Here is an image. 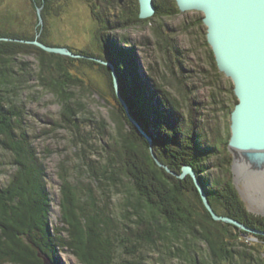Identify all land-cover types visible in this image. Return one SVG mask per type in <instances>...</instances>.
<instances>
[{
  "label": "rangeland",
  "instance_id": "rangeland-1",
  "mask_svg": "<svg viewBox=\"0 0 264 264\" xmlns=\"http://www.w3.org/2000/svg\"><path fill=\"white\" fill-rule=\"evenodd\" d=\"M94 1L53 0L51 6L44 10L43 4L32 0H0V31L18 36L0 40L33 44L29 41H39L41 38L47 42L45 44L64 47L77 54L56 53L58 56L53 57V76L61 81L67 78L69 81L72 77L79 78L76 83L68 82L65 90L70 101H78L83 105H74L77 107V127L66 124L63 119L64 99L47 84L48 81L42 82L39 79V54L33 52L38 51L34 48H31V51H18L13 54L12 80L6 83V87L11 90L5 93L8 95V101L22 110L18 117H13L15 135L25 137L30 148L35 151L38 166L41 165L42 172L46 175L43 181L49 192L48 221L53 232L59 227L61 234L68 238L65 230L67 224L58 220L61 212V181L64 176L76 187L78 193L90 197L88 205L96 202L95 208L108 210L118 221L117 224L113 220L110 221L112 227L109 231L115 244L114 264H186L185 259L175 254L176 248L181 246L180 242L173 240H158L155 244L134 243L137 244L134 252V245L125 240L132 236L131 239L136 240L135 235L144 234L145 229L139 224L141 221L137 219L138 214H132L130 203L140 206L142 201L133 190L131 181L121 174L120 170L116 169L117 173H114L120 181L102 175L98 179L92 173L96 169L102 174L101 167L111 162L113 150L119 153L122 148L116 142L119 133L110 112L114 103L111 88L105 76L98 70V65L92 66L78 59L85 56L80 54L85 52L88 54L86 59L96 61L93 57L99 56H93L95 54L92 52L100 54L101 46L102 50L104 49L102 40L96 36L98 24L94 11L98 13L99 10V14H107L112 18L122 7H131L134 10L136 8L135 0H99V6ZM156 1L160 0H154V4ZM164 3L169 5V0H164ZM43 10L45 18L42 15ZM139 12L138 1L140 20L124 28L105 29L106 36H110L106 38L112 43L107 41L106 54L103 57H109L116 52L125 53V49L120 50L121 47L132 48L139 72L151 80L154 79L150 81L152 87L159 86L163 89L181 109L184 117H187L188 124L189 119L193 118L198 129L206 132L210 141L228 142L231 133V112L237 97L232 80L216 65L214 54L206 39L203 13L196 10H179L172 14L159 15L155 14L156 6L152 16L141 18ZM66 62L69 65L67 69L65 67L69 71L68 77L62 74V71L58 72L64 68ZM46 73L44 72V75ZM14 84H17V92L12 90ZM101 91L107 96H103ZM145 132L153 142L150 134ZM228 151L232 155L229 147ZM213 159L215 158L211 157L207 161V173L211 177L221 172L213 165L214 161L216 163ZM233 161L232 155V183L239 198L247 211L264 217V209L260 205L262 198H258L259 192L255 193V190L250 191L247 188L245 172L242 170L244 167L237 169L235 166L236 172L233 171ZM11 162L12 154L0 142V187L4 186L16 171L17 167ZM87 163L89 165H86ZM34 166L37 168V165ZM142 212L145 213L141 211V214ZM143 214L142 216L146 217ZM256 240L253 235L247 239ZM123 241L125 245L122 244ZM26 248V254L29 256L27 260L32 261V248ZM206 248L207 245L200 241L190 245L193 256H201ZM58 256L63 264H82L66 245L58 250Z\"/></svg>",
  "mask_w": 264,
  "mask_h": 264
},
{
  "label": "trees",
  "instance_id": "trees-1",
  "mask_svg": "<svg viewBox=\"0 0 264 264\" xmlns=\"http://www.w3.org/2000/svg\"><path fill=\"white\" fill-rule=\"evenodd\" d=\"M32 1L43 4L44 10L53 3V0ZM94 3L99 6V0ZM135 4V10L122 7L112 18L107 14H99V10L98 13L94 11L98 24L96 36L102 40L104 49L102 50L101 46L100 54L92 52L95 54L93 56L113 63L118 74L120 93L131 115L152 137V147L158 159L177 173L181 172L184 164L192 166L206 190L210 204L218 214L232 217L262 233H252L229 222L213 219L190 175L178 178L156 163L150 154L148 141L128 120L116 97L110 68L86 59L88 54L84 52L80 54L85 56L78 60L92 66L98 65V70L105 76L111 88L114 103L110 112L119 133L116 142L122 148L119 153L113 150L111 162L101 167L102 174L96 169L92 173L98 179L102 175L120 181L114 176L116 169L120 170L121 174L131 181L133 190L142 201L140 206L134 203L130 205L133 208L132 214H138L137 219L141 221L139 224L143 225L145 233L135 235L136 240L131 239L132 236L125 241L131 245L155 244L158 240L180 242L181 246L176 248L175 254L185 259L186 264H264V217L247 211L238 196L232 183V155L228 151V142L210 141L207 133L198 129L193 118L189 119L188 124L187 117H184L181 109L163 89L159 86L152 87L150 81L154 79L151 80L139 72L132 48L121 47L120 50L125 49V53L116 52L109 57H103L106 54L107 38L110 37L106 36L105 29L124 28L140 20L137 0ZM167 4L164 0L156 1L155 14H172L179 11L175 0H169V5ZM44 10L42 15L45 18ZM0 36L18 37L14 33L4 31H0ZM39 41L47 43L41 38ZM31 48L36 49L38 52H33L39 54V79L42 82L48 81L47 84L64 99L63 119L66 124L77 127V107L74 105L83 106L78 101H70L65 90L68 82L76 83L75 81L80 79L72 77L69 81L68 78L61 81L53 76V57L58 54L47 52L35 44L0 40V142L10 151L11 163L17 167L6 186L0 187V264H42V256L50 257L55 264H63L58 250L63 249L65 245L82 264H114L115 244L109 231L112 227L110 221L113 220L116 224L118 221L108 210L95 208L96 202L88 205L90 197L78 193L76 187L64 176L61 181V212L58 220L67 224L65 230L68 238L61 234L59 227L53 232L49 224V192L43 181L46 175L44 176L41 165L38 166L35 151L30 148L25 137H16L13 117H18L22 110L11 104L5 94L11 90L6 87V83L12 80L13 54ZM67 63L57 71H62V74L68 77ZM44 72L48 74L44 75ZM16 88L17 84H14L12 90L17 92ZM101 94L107 96L103 92ZM211 157L216 160L213 165L221 171L214 177L207 173V161ZM34 165H37V168ZM141 211L145 212L142 214L146 217L142 216ZM250 235L257 240L247 241ZM199 241L204 242L207 248L201 256H193L190 245ZM137 244L134 245V252ZM26 246L32 248V261L27 260L29 256L26 254ZM260 247H263V250Z\"/></svg>",
  "mask_w": 264,
  "mask_h": 264
},
{
  "label": "water",
  "instance_id": "water-1",
  "mask_svg": "<svg viewBox=\"0 0 264 264\" xmlns=\"http://www.w3.org/2000/svg\"><path fill=\"white\" fill-rule=\"evenodd\" d=\"M138 1L141 18L154 14V0ZM175 1L180 11L193 9L203 13L202 21L206 25V39L214 54L216 65L233 82L237 102L231 112V133L228 141V147L234 160L233 171L236 172L235 166L239 158L240 164L247 163L255 170L262 171L261 161L264 160V0ZM0 39L9 40L11 38L0 37ZM29 42L48 52L77 55L64 47L51 46L38 40ZM93 58L110 68L116 97L123 106L128 120L147 139L150 154L156 163L178 178L182 179L190 175L213 219L232 223L240 229L259 232L232 217L218 214L208 201L206 191L192 166L184 164L181 172L177 173L158 159L150 137L131 115L120 93L113 63L101 58ZM245 169L242 170L246 174ZM44 264L54 263L48 257H44Z\"/></svg>",
  "mask_w": 264,
  "mask_h": 264
},
{
  "label": "bare ground",
  "instance_id": "bare-ground-1",
  "mask_svg": "<svg viewBox=\"0 0 264 264\" xmlns=\"http://www.w3.org/2000/svg\"><path fill=\"white\" fill-rule=\"evenodd\" d=\"M193 10V9H191ZM197 11V10H196ZM117 74V73H116ZM118 77V75H117ZM228 77V76H227ZM230 78V77H229ZM253 155V154H252ZM240 157V155L238 154V158ZM240 159V158H239ZM239 159H237V162H236V165H237V169H240L243 168V165H244V169L246 171V186L247 188L251 191L252 189L255 190L254 192L260 194V196L258 197L259 199L262 198V200L260 201V205H262V208L264 209V160L261 161V164L263 166V169L262 171H259V170H255L254 167H252V165L248 166L247 163H244L243 165L240 166V163H239ZM247 169H250L252 170L251 173H249V171H247ZM187 176V175H186ZM204 188V187H203ZM205 189V188H204ZM206 191V190H205ZM200 194V193H199ZM201 197V196H200ZM202 199V198H201ZM209 201V200H208ZM234 219V218H233ZM247 226V225H246ZM251 228V227H250ZM253 229V228H252ZM244 230V229H243ZM253 230H256V229H253ZM245 231H248V230H245ZM258 231V230H257ZM249 232H252V233H262V232H256V231H249ZM264 234V232H263ZM52 260V259H51ZM53 261V260H52ZM54 263V261H53ZM55 264V263H54Z\"/></svg>",
  "mask_w": 264,
  "mask_h": 264
}]
</instances>
